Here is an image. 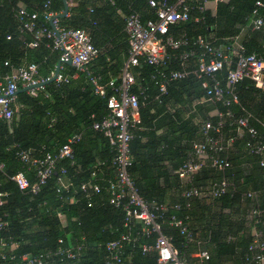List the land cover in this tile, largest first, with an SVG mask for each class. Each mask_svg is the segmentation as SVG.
Returning a JSON list of instances; mask_svg holds the SVG:
<instances>
[{"label": "trees", "instance_id": "16d2710c", "mask_svg": "<svg viewBox=\"0 0 264 264\" xmlns=\"http://www.w3.org/2000/svg\"><path fill=\"white\" fill-rule=\"evenodd\" d=\"M76 0L67 15L58 19L59 29L84 30L100 54L90 69L108 81L120 70L127 57V40L124 33V19L130 12L138 13L142 20L154 19L148 6L149 0ZM173 1V0H169ZM211 1V0H210ZM258 0H225L217 3L214 14L204 9H194L190 20L170 27L174 37L184 36L188 45L180 50H168L169 59L164 71L183 68L180 56L193 52L188 59L190 67L203 53L196 43L202 39L212 47L228 49L231 55L234 41L241 44L246 54H255L264 60V31H250L242 41L238 37L242 28L248 25L255 2ZM264 3V0H261ZM196 5V4H195ZM19 6L32 13H42L45 7L60 14L64 6L62 0H0V76L12 67L25 63L38 65L39 75L46 78L59 62L61 51L52 49V41L44 39L36 48H29L31 36L20 33L14 17ZM264 16V9H259ZM123 16V17H124ZM197 20V21H196ZM43 21L38 20V25ZM46 26V25H45ZM48 26V25H47ZM122 28V30H121ZM207 56V55H206ZM218 74L224 85L228 68ZM141 62L133 72L141 88L148 95L140 109V124L134 131L130 143L133 164L129 168L139 195L146 201L164 205L163 233L171 238L173 246L188 264H255V254L249 250L252 243L253 209L264 211V168L259 166V158L248 152L246 143L253 139L245 131L237 133L230 122L250 116L249 125L257 131V140L262 139L264 125V96L247 79L236 85L237 104L224 107L218 104L200 103L205 95L201 81L194 76L175 81L169 85L164 95L158 96L155 81L159 69ZM61 74L67 83L52 82L44 86L37 97L27 93L16 96L17 111L9 121H0V160L4 162L5 175L10 177L21 169L16 158L17 150L31 151L35 157L45 152L56 153L68 138L80 133L82 139L74 146V165L65 159L57 169H65L66 177L74 186L62 199L73 197L75 203H67L56 193L59 172L56 171L37 195L21 193L5 175H0V192L9 194L7 202L0 207V216L6 215L8 226L0 232V239L18 243L15 255L35 256L58 247V239L70 233L71 241L82 246L80 264H106L108 252L106 243L116 240L127 232L124 227V213L108 202L107 183L103 176L110 173L108 162L113 153L102 134L92 129V124L105 116L107 98L93 93L84 75L70 65H63ZM217 110L230 111L232 119H225L221 128L225 140L233 138L220 157L229 162L230 167L218 171L207 162L193 177L191 183L181 181L176 171L186 161L192 145L202 142L200 124L209 122L216 125L219 118L210 115ZM219 136V134H213ZM104 166H99L100 163ZM96 170L95 182L100 185L99 193L86 197L78 186L91 179ZM30 182L33 172H28ZM222 180L229 182L227 192L215 199L208 197L185 198L188 189H208ZM255 193L254 200L247 198ZM87 201L91 206L86 207ZM178 206V209H175ZM64 214L65 224L58 214ZM175 216L189 233L192 241L186 243L178 228L170 226V217ZM264 229V222L258 224ZM140 229L132 222L130 231ZM156 236L140 238L135 245H124V264H156L155 251L142 252V246H153ZM206 251L208 259H199L192 254ZM46 264H64L56 259Z\"/></svg>", "mask_w": 264, "mask_h": 264}, {"label": "built area", "instance_id": "2783aa9c", "mask_svg": "<svg viewBox=\"0 0 264 264\" xmlns=\"http://www.w3.org/2000/svg\"><path fill=\"white\" fill-rule=\"evenodd\" d=\"M65 1L68 9L76 3V0ZM209 1L149 0L148 6L153 12L154 19L142 20L136 12H130L124 16V33L128 45L127 57L118 73L108 81H103L100 75L90 69V64L97 59L100 50L92 44L90 36L84 30L59 29L58 19H54L58 14L48 10L47 7L38 14L19 6L14 14L19 24V32L31 36L29 48H36L44 39L51 40L52 49L61 51L59 61L64 63L70 60V66L77 73L84 75L93 93L101 98H107V112L101 120L92 124V129L102 134L113 153V157L108 162L111 171L103 176V180L107 183L106 192L109 204L124 213V227L127 228V232L121 234L118 239L106 243L105 247L108 252L106 264H124L122 259L124 245H135L140 238H149L152 235L156 236L154 245H143L142 252L155 251L156 264H188L173 246L171 238L163 233V213L166 212V207L154 201L144 200L139 195L129 173V168L133 164L130 143L134 138L135 129L140 124V109L149 98L146 94L147 89L141 88L137 83L133 70L141 62L155 68L166 67L169 59L168 50H180L188 45L184 36H172L169 33L170 27L189 21L192 11L195 8L200 12L203 11ZM214 1L220 2L221 0ZM259 9H264V3L261 0L255 2L248 22L253 31H264V16L259 13ZM39 19L43 21L40 26L38 25ZM50 21L56 27L59 38L51 29ZM195 44L203 48V53L196 58L193 67L186 64L189 58L194 57V53L189 52L180 56L182 69L169 72L164 71L163 68L159 69L158 79L155 81L158 95L154 97L155 99L166 94L171 83L189 76H194L202 82L201 86L205 90V95L200 103H220L224 107L237 104L236 85L244 79L251 81L264 96V60L262 58L255 54H246L241 44L236 40L233 44V52H231L235 58L234 63L227 54L228 49L212 47L210 43L202 39H198ZM231 64L234 66L227 69L223 85L218 74ZM63 65L61 64L59 74L54 80L57 84L68 82V78L61 74ZM4 66H7L10 71L0 76V121H9L17 111L16 93L21 89L34 87L49 80L54 75V71L46 78H42L39 75L38 65L34 63L12 67L8 62H5ZM43 90L44 86L35 87L28 89L25 93L31 97H37ZM213 113L219 118V121L216 125L209 122L200 124L199 131L203 141L192 145V150L186 161L176 171L178 178L183 182L191 183L193 175L207 162L218 171L230 167L229 162L220 157V153L232 144L233 138L225 140L221 135V128L226 124L225 119H232L233 115L228 110L224 113L214 110ZM249 118L250 116L239 118L230 122V125L236 126L237 133L242 134L245 131L253 139L246 143V149L250 154L259 158V166L264 168V125H262V139L257 140V131L249 125ZM214 133L219 136H213ZM81 139L80 133L74 134L56 153L45 152L42 157H35L31 151L17 150L15 156L21 163V169L7 177L5 175L6 166L0 160V175H5L6 179L14 183L21 193L34 196L58 171L56 193L62 199V195L69 193L74 186L66 177V170L57 169V166L60 161L65 159L69 160L71 165L75 164L74 146ZM104 165V162L99 164L101 167ZM31 171L34 177L33 182L28 179V172ZM90 177V180L81 182L78 186L80 192L84 193L86 197L99 193L101 190L100 185L95 182V169L91 172ZM228 188L229 182L222 180L205 190L188 189L183 193V196L188 199L194 197L215 199L224 195ZM8 196V193L0 192V207L6 204ZM246 196L252 200L256 197L252 192ZM64 201L75 203L73 197L66 198ZM90 206V201H87L86 207ZM175 209H178V206H175ZM58 217L64 225V214L60 213ZM250 219L253 228H255L252 232V243L249 246V250L255 253L252 261L255 264H264V229L258 228V224L264 222V211L253 209L250 212ZM132 222L139 224L140 229L134 232L130 231ZM168 223L179 229L180 234L184 235L186 243L192 241L191 233L181 220L172 216ZM7 226L8 221L4 214L0 216V232ZM57 243L58 247L54 250H48L35 256L25 254L17 257L15 251L19 248L18 243L11 239H0V264H46L48 261L56 259L64 264H80L83 249L80 244L71 241L70 233L59 238ZM197 257L208 259V254L206 251H201L197 253Z\"/></svg>", "mask_w": 264, "mask_h": 264}, {"label": "water", "instance_id": "95a60500", "mask_svg": "<svg viewBox=\"0 0 264 264\" xmlns=\"http://www.w3.org/2000/svg\"><path fill=\"white\" fill-rule=\"evenodd\" d=\"M63 2V6H64V9H63V12L60 13L59 15H57L54 19H60V18H63L67 15V10H68V5L66 3L65 0H62ZM51 29L55 32L56 34V37L59 38V33L56 29V27L52 24V21H50L49 23ZM61 64H64V65H70V60L68 61H65L64 63H62L61 61H59L56 66H55V69H54V75L47 81L43 82V83H39L38 85L34 86V87H29V88H24V89H21L19 90L16 95L20 94V93H25L28 89L30 88H35V87H42V86H46L52 82H54L55 78L57 77V75L59 74V71H60V66Z\"/></svg>", "mask_w": 264, "mask_h": 264}, {"label": "crops", "instance_id": "0c3cea01", "mask_svg": "<svg viewBox=\"0 0 264 264\" xmlns=\"http://www.w3.org/2000/svg\"><path fill=\"white\" fill-rule=\"evenodd\" d=\"M221 1H225V0H221ZM91 3H92V4H96V5H98V4H99V1H98V0H91ZM217 3H218V2H215L214 0L209 1V2L207 3V5L205 6L206 10H208V11L212 12V14H214V12H215V10H216ZM120 15H121V18H122V20H123V19H124V17H123L124 15L121 14V13H120ZM121 30H122V28H121ZM250 31H253V30L251 29V27H250L249 25H247L246 27L242 28L241 31H240L239 37H238V41H240V40L243 41V40L248 36V34H249ZM213 111H214V110H213ZM213 111L210 112V115H211V116L214 114ZM254 230H255V228H253V226H252V229H251V235H252V232H253ZM197 253H199V252L196 251V252L193 253L192 255H193L194 257H197Z\"/></svg>", "mask_w": 264, "mask_h": 264}]
</instances>
